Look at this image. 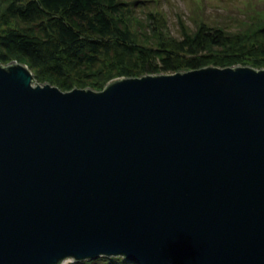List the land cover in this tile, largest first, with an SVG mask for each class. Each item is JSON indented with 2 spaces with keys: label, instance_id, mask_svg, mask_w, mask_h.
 I'll use <instances>...</instances> for the list:
<instances>
[{
  "label": "water",
  "instance_id": "obj_1",
  "mask_svg": "<svg viewBox=\"0 0 264 264\" xmlns=\"http://www.w3.org/2000/svg\"><path fill=\"white\" fill-rule=\"evenodd\" d=\"M264 264V67L40 84L0 61V264Z\"/></svg>",
  "mask_w": 264,
  "mask_h": 264
},
{
  "label": "trees",
  "instance_id": "obj_2",
  "mask_svg": "<svg viewBox=\"0 0 264 264\" xmlns=\"http://www.w3.org/2000/svg\"><path fill=\"white\" fill-rule=\"evenodd\" d=\"M133 2L4 0L0 7V61L27 63L38 81L55 83L65 90L89 82L101 89L115 76L175 72L210 63L233 66L243 48L252 54L249 63L264 67V41L229 34L205 23L179 40L183 53L169 48L165 40L159 47L141 44L135 39L130 18L128 6ZM116 256L102 255L86 264H102L103 259H115L117 263L112 264H136Z\"/></svg>",
  "mask_w": 264,
  "mask_h": 264
},
{
  "label": "rangeland",
  "instance_id": "obj_3",
  "mask_svg": "<svg viewBox=\"0 0 264 264\" xmlns=\"http://www.w3.org/2000/svg\"><path fill=\"white\" fill-rule=\"evenodd\" d=\"M2 1L4 0H0V7ZM125 1H135L132 4H129L128 7H130L129 12L132 11L130 14V18L133 22V28L136 32L135 39L141 44L145 43L147 45L159 47L160 41L165 40L163 42L169 48H173L176 52L183 53V50L178 47L177 43L181 38H183L185 33L196 30L201 23L220 27L229 34L247 36V39H249L250 37H254L253 39L255 41H264V0ZM155 20L157 22L156 28L153 27V24H155ZM0 30H2V28H0ZM157 34L160 36V39H158ZM249 51L250 50L248 48H243L240 50L239 53H241V57H239V62L237 64L253 65L249 63L252 59V54ZM186 69L187 68L184 67L180 68V70ZM167 72L171 71H160L158 73ZM119 77H124V75L115 76L114 79ZM38 82L40 84L45 83L40 81ZM93 85L94 84L89 82L83 85L76 86L93 87ZM112 256L117 257L116 255ZM90 259L94 258L83 259L81 261H70L65 264H78V262L81 264H86ZM113 260L115 259H110V261L108 259H103L102 264L117 263V261L114 262ZM94 263L96 262L94 261L91 264Z\"/></svg>",
  "mask_w": 264,
  "mask_h": 264
}]
</instances>
